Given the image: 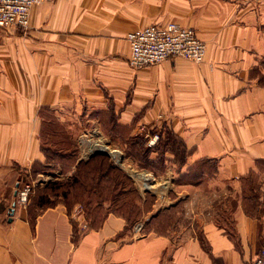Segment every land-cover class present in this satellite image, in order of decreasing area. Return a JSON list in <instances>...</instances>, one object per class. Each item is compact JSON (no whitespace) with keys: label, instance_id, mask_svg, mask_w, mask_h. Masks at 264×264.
I'll return each mask as SVG.
<instances>
[{"label":"crops","instance_id":"1","mask_svg":"<svg viewBox=\"0 0 264 264\" xmlns=\"http://www.w3.org/2000/svg\"><path fill=\"white\" fill-rule=\"evenodd\" d=\"M171 22L196 32L204 61L131 68L127 35ZM15 33L0 44V264H250L264 249V208L246 213L240 199L264 161V0H54ZM110 101L121 125H165L186 148L156 201L184 206L173 229L133 237L109 215L82 231L60 206L32 219L30 200L16 202L20 177L45 163L40 111L70 133Z\"/></svg>","mask_w":264,"mask_h":264},{"label":"rangeland","instance_id":"2","mask_svg":"<svg viewBox=\"0 0 264 264\" xmlns=\"http://www.w3.org/2000/svg\"><path fill=\"white\" fill-rule=\"evenodd\" d=\"M29 29L0 28V44L6 35L16 32L20 36ZM107 105L103 116L100 113L89 118L81 116L70 133L56 121V115L46 112L48 123L43 138L49 144L60 142L61 146L54 144L49 152L51 157L45 156L44 165H33L20 177L18 185L30 186V204L43 202V208L60 206L73 220L79 217L82 231L98 228L109 215L128 219L125 222L130 228L142 223L145 233L162 232L169 225L173 229L186 215L184 206L175 203L172 211H160L162 204L156 202L166 193L171 195L169 183L180 177L178 163L166 155L164 160V147L159 141L170 129L163 125L134 131L132 126L118 122L119 113L113 109L112 101ZM154 136L158 137L157 142L149 146ZM87 145L106 146L108 158L90 159L93 155H86ZM144 184L150 188L146 189ZM254 197L264 205V161L241 183V201L245 198V204L251 207L249 199ZM72 222L77 231V223Z\"/></svg>","mask_w":264,"mask_h":264},{"label":"built area","instance_id":"3","mask_svg":"<svg viewBox=\"0 0 264 264\" xmlns=\"http://www.w3.org/2000/svg\"><path fill=\"white\" fill-rule=\"evenodd\" d=\"M53 1L0 0V28L7 29L13 27L24 30L29 29L32 8ZM126 39L130 47L128 64L134 69L154 66L176 58H183L200 64L204 61L206 54L205 43L197 37L196 32L192 28L184 27L173 22L163 26L152 25L132 31L127 35ZM157 139L158 137L154 136L149 141V146L154 145ZM87 148V156H91L101 150L107 153V147L104 145H99V147L87 145ZM84 151H86V147ZM19 187L16 202L18 204H26L30 200L29 193L31 188L28 184ZM145 188L148 189L150 186H145ZM132 232L133 237L144 236V225L137 223L132 227ZM250 264H264V249L259 252Z\"/></svg>","mask_w":264,"mask_h":264},{"label":"trees","instance_id":"4","mask_svg":"<svg viewBox=\"0 0 264 264\" xmlns=\"http://www.w3.org/2000/svg\"><path fill=\"white\" fill-rule=\"evenodd\" d=\"M48 111H50V110L49 109H43L42 111H40V116L43 119V127H42V133H41L42 143H43L42 144V149H43L44 154H45L47 159L51 157L49 152L52 150L51 147H54V144L57 147L61 146L60 142H58L57 144L56 143H50L51 144L50 145L47 142L48 140H46V139L44 140V138H43L45 136V127L44 126H45V123H48L47 120H46L47 117H46L45 114ZM48 125L46 124V126H48ZM166 135L167 136H165V138L161 136L160 140H159L160 143H162V145L164 147V160L166 161V158H165V154L166 153H173L175 155V157H174L175 160L174 161L178 163V166H181V164L185 160V154L187 153L186 148L184 147L183 143L172 133V131L166 132ZM54 137H52V138H54ZM65 140H66V138H65ZM53 152H54V154L57 153L56 150L55 151L53 150ZM55 155H57V154H55ZM96 157L108 158L106 155L99 154V155L92 156L90 159H93V158H96ZM261 162H263V161H259L257 164H259ZM198 168H200V170H202L203 168L204 169L206 168V170L208 169V171H211L212 168H214V166L210 162H201ZM253 172L254 171H251L246 176H244L241 179V183L244 180H246ZM244 200H245V198H242L243 208H244L246 213L254 214V213H257L259 210L264 208V205H262L260 203H257V198L256 197L249 199V201L252 202L251 207H248L245 204L246 201L244 202ZM44 205L45 204L43 202H39L36 205L30 204V206H29V215H30V217L33 219L34 215H36L37 213H40L41 211L47 210L48 208H52V207H49V206L48 207L45 206L46 208H43ZM125 220L129 221L128 219H125ZM31 222H33V220ZM76 240H77V238L74 236V242Z\"/></svg>","mask_w":264,"mask_h":264},{"label":"water","instance_id":"5","mask_svg":"<svg viewBox=\"0 0 264 264\" xmlns=\"http://www.w3.org/2000/svg\"><path fill=\"white\" fill-rule=\"evenodd\" d=\"M99 154L106 155V153L105 152H102V151H97V152H95L92 155L95 156V155H99Z\"/></svg>","mask_w":264,"mask_h":264},{"label":"bare ground","instance_id":"6","mask_svg":"<svg viewBox=\"0 0 264 264\" xmlns=\"http://www.w3.org/2000/svg\"><path fill=\"white\" fill-rule=\"evenodd\" d=\"M169 61V60H168ZM145 186H148V185H145Z\"/></svg>","mask_w":264,"mask_h":264}]
</instances>
